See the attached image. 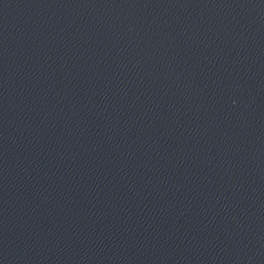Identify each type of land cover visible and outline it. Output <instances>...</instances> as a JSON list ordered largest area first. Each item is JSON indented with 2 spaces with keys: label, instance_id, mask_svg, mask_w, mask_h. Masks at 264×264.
<instances>
[{
  "label": "water",
  "instance_id": "1",
  "mask_svg": "<svg viewBox=\"0 0 264 264\" xmlns=\"http://www.w3.org/2000/svg\"><path fill=\"white\" fill-rule=\"evenodd\" d=\"M0 264H264V0H0Z\"/></svg>",
  "mask_w": 264,
  "mask_h": 264
}]
</instances>
